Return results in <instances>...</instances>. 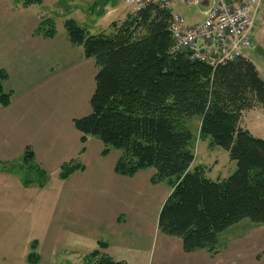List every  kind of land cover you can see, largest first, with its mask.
<instances>
[{
  "label": "trees",
  "instance_id": "16d2710c",
  "mask_svg": "<svg viewBox=\"0 0 264 264\" xmlns=\"http://www.w3.org/2000/svg\"><path fill=\"white\" fill-rule=\"evenodd\" d=\"M40 4L23 0L25 7ZM171 16V11L147 3L99 35L71 20L64 23L70 45L81 48L96 69L90 114L74 120L73 126L82 144L87 138L101 143V156L111 150L120 153L114 166L118 176L153 170L151 184L165 183L171 189L159 212L158 233L179 239L187 254L205 251L215 257L218 236L226 229L242 220L264 226V139L239 125L243 112L264 108V81L245 58L212 70L175 51ZM54 34L51 27L44 36L51 39ZM7 76L0 70L1 107L11 99L3 88ZM192 119L199 120V138H208L235 162L228 178L212 182L202 169H190L194 137L187 125ZM17 163L25 172L46 177L33 164L29 148ZM7 166L0 163V173ZM80 169L75 162L62 165L59 178ZM36 246L33 242L28 264L39 261ZM106 248L99 243L81 264H124L104 254Z\"/></svg>",
  "mask_w": 264,
  "mask_h": 264
},
{
  "label": "crops",
  "instance_id": "0c3cea01",
  "mask_svg": "<svg viewBox=\"0 0 264 264\" xmlns=\"http://www.w3.org/2000/svg\"><path fill=\"white\" fill-rule=\"evenodd\" d=\"M249 2L256 9L254 24L257 25L264 3L259 6L258 0ZM212 4L213 0H198L193 8L176 4L171 13L187 21L189 27L206 17ZM73 9L78 10L75 5ZM134 11L135 8L125 6L117 15L123 21ZM107 29L110 30V25ZM95 74L94 62L83 57L64 66L62 72L52 78L25 85L22 90L3 87L5 92L11 93V99L6 107L0 106V163L18 161L29 148L38 170L61 184L57 193L44 197L47 204L51 202V218L56 220L49 226L45 238L33 241L37 243L34 250L38 251L37 264L45 259L48 264H81L86 255L98 249L99 243L107 245L102 251L104 254L124 264H149L152 251L153 264H222V254L215 257L205 251L187 254L179 239L158 233L159 212L171 189L165 183L151 184L153 170H143L132 177L118 176L114 172L120 157L118 151L111 150L103 157L102 145L97 139L87 138L82 144L73 121L90 114ZM8 81L9 78L5 84ZM70 162L80 164L82 169L60 179V168ZM3 173H0L2 197L8 193L9 186L8 177ZM68 216L90 222L104 240L94 236L91 239L95 245L87 250L76 248L57 253V237L64 233ZM109 239L115 240L110 242ZM234 262L229 261V264Z\"/></svg>",
  "mask_w": 264,
  "mask_h": 264
},
{
  "label": "rangeland",
  "instance_id": "374dc122",
  "mask_svg": "<svg viewBox=\"0 0 264 264\" xmlns=\"http://www.w3.org/2000/svg\"><path fill=\"white\" fill-rule=\"evenodd\" d=\"M242 1L249 4L251 0ZM258 2L260 6L264 0ZM74 5L78 10L73 9ZM124 7L123 0H41L40 5L31 7L23 6V0H0V70L9 74V81L3 87L22 90L25 85L52 78L62 72L64 66L83 59L82 49L72 47L68 42L64 23L71 20L90 35L107 33L108 25L121 22L117 11ZM263 13L264 10L250 36L252 46L243 51L246 57L243 58L255 66L264 81ZM49 24L55 32L53 39L44 36L51 28ZM239 125L254 138H264V108L256 106L243 112ZM187 127L194 137L191 169H202L204 178L212 182L231 176L236 164L228 152L211 146L208 138H199L198 119H192ZM24 170L20 163L13 161L3 173L8 177L9 186L3 197L0 193V264H28L26 257L32 252V242L45 238L49 226L56 220L51 218V202L47 204L44 197L57 193L60 182ZM25 181L29 182L26 187ZM97 231V227L88 221L66 217L64 233L57 237V253L89 249L95 245L91 237L105 238ZM218 250L217 255L222 254V264L233 260L235 264H264V226L242 220L218 236ZM46 260L41 264H48ZM149 264H153V251Z\"/></svg>",
  "mask_w": 264,
  "mask_h": 264
},
{
  "label": "built area",
  "instance_id": "2783aa9c",
  "mask_svg": "<svg viewBox=\"0 0 264 264\" xmlns=\"http://www.w3.org/2000/svg\"><path fill=\"white\" fill-rule=\"evenodd\" d=\"M126 7L139 8L153 3L160 9L176 4L185 7L198 0H123ZM256 9L252 5L232 3L230 0H213L206 17L192 26L177 14H172L170 33L175 51H184L188 59L204 64L212 70L226 66L244 57L243 51L252 46Z\"/></svg>",
  "mask_w": 264,
  "mask_h": 264
}]
</instances>
